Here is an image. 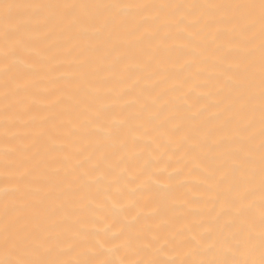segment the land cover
Masks as SVG:
<instances>
[{
  "label": "bare ground",
  "instance_id": "6f19581e",
  "mask_svg": "<svg viewBox=\"0 0 264 264\" xmlns=\"http://www.w3.org/2000/svg\"><path fill=\"white\" fill-rule=\"evenodd\" d=\"M246 3L0 0V261L37 258L21 227L50 260L231 258L234 199L259 260L260 9L216 7Z\"/></svg>",
  "mask_w": 264,
  "mask_h": 264
},
{
  "label": "snow or ice",
  "instance_id": "6c2138e0",
  "mask_svg": "<svg viewBox=\"0 0 264 264\" xmlns=\"http://www.w3.org/2000/svg\"><path fill=\"white\" fill-rule=\"evenodd\" d=\"M260 9L259 16V24H260V49H261V135L264 137V0H259V4L255 3H246V4H236V5H216V7H234L237 9H254L256 7ZM6 7L10 8L11 5H6ZM41 7H57L64 8L69 10V12L76 7H86V5H75V4H64V5H42ZM98 7H106L102 5H98ZM243 19V18H241ZM47 22V18H46ZM78 22V21H76ZM240 21H237L239 23ZM255 27L254 22L249 23L247 25V31H252ZM4 36L6 39H10L13 36V32L11 30L5 31ZM243 147V146H242ZM261 202H260V218H259V247H260V258L259 260H249V259H237L236 254L240 253L242 248L248 244V242L252 239L251 234V225L247 223L248 221V210L239 206L237 200H233L231 203V207L233 210V219L232 222H229L225 225L227 232L223 234L222 243L226 246V250L232 254L231 258L224 259H208L202 261H183L178 262L176 260H138L134 262V264H264V140H262L261 145ZM236 222H239V226H236ZM235 227V230L233 228ZM124 238V242L126 245L131 247L136 240L140 237L139 235H132L129 233H125L121 231L118 235H113L112 239H120ZM158 242L156 237H153L152 240L147 241L144 244L143 249H137V251L146 250L149 246L155 247V244ZM79 243V241H77ZM166 244L174 245L176 243L175 240H166ZM5 244H10L12 247L25 249L37 258L35 259H20V260H3L0 261V264H129L128 261L124 260H113V259H104V260H94V259H85L78 261H59V260H50L47 258H43L45 253L50 254L51 249H45L44 252L41 249L44 245L47 244L46 238H41L39 234L35 231H29L23 227L17 230L15 233L9 235L6 238ZM99 244L100 249L103 248V245ZM98 254H103L97 250ZM157 251H162V249H157Z\"/></svg>",
  "mask_w": 264,
  "mask_h": 264
}]
</instances>
